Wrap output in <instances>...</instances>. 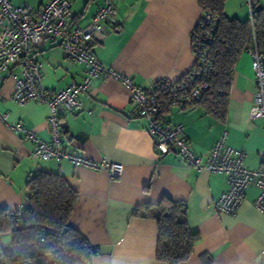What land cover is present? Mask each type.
Listing matches in <instances>:
<instances>
[{
  "label": "crops",
  "instance_id": "1",
  "mask_svg": "<svg viewBox=\"0 0 264 264\" xmlns=\"http://www.w3.org/2000/svg\"><path fill=\"white\" fill-rule=\"evenodd\" d=\"M37 10L44 0H9ZM102 0H72V24L87 25ZM264 8V0H259ZM117 19L103 39L94 41L98 61L129 76L139 86L161 77L180 78L194 64L191 32L202 9L199 0H120ZM225 14L248 19L245 0H226ZM41 63L42 81L49 91L81 80L84 68L70 62L63 48L47 39L33 48ZM12 66L0 83V206L17 212L27 203L28 180L38 169L61 174L78 198L69 225L98 248L90 264H167L156 258L158 239L154 219L132 215L134 208L155 205L162 197L183 202L188 224L199 236L190 257L178 264H264V214L254 206L258 188L246 189L234 215L217 212L214 201L227 190L223 173L186 165L173 148L159 153L139 117L129 89L112 77L93 80L81 95L80 111L58 109L61 147L77 155L123 165L122 175L110 179L103 170L75 166L54 159L32 157L34 142L12 126L19 124L50 141L49 109L45 103L18 104L12 100ZM257 89L251 58L242 52L233 69L225 119L220 121L200 106L171 107L163 124L180 123L192 149L207 162L211 148L226 132V143L244 151V165L261 167L264 119H248ZM5 115V119L1 117ZM10 245L11 235H0Z\"/></svg>",
  "mask_w": 264,
  "mask_h": 264
},
{
  "label": "built area",
  "instance_id": "2",
  "mask_svg": "<svg viewBox=\"0 0 264 264\" xmlns=\"http://www.w3.org/2000/svg\"><path fill=\"white\" fill-rule=\"evenodd\" d=\"M118 1L120 0H102L91 21L85 26H78L71 23L74 18L72 0H44L37 10L29 4L13 5L9 0H0V83L12 66L20 68V75L12 74V100L18 104L45 103L49 109L51 139L41 140L32 130L19 124H14L12 128L23 132L34 142L32 157L36 160L54 159L75 166L103 170L110 179L120 177L123 172L122 164L105 159L94 160L65 151L61 147L58 118L60 107L76 112L82 109L81 95L93 80L112 77L129 89L136 113L147 122L146 131L159 153H166L173 148L189 167L197 171L206 169L225 174L228 188L213 203L217 212L234 215L245 199L246 189L254 185L258 188L254 206L264 214V152L260 157L261 167L249 169L244 165V151L228 145L227 134L223 132L214 142L207 162L203 163L202 157L194 152L190 141L183 135L184 126L180 123L163 124L161 121V116L171 107L185 109L196 105L208 88L207 79L213 72V65L207 45L211 43L217 17L211 11L202 10L191 32L194 64L187 72L176 80L161 77L152 84L139 86L129 76L103 66L92 50L94 41L105 38L107 30L116 24ZM245 3L248 17L252 21L254 7L259 0H245ZM45 39L59 44L70 62L83 66L81 80L57 91H49L44 86L41 63L32 53L34 46ZM246 52L251 58L257 84L248 119H264V56L258 51L255 42ZM1 117L5 119L6 116ZM45 234L46 231L40 229L36 238L43 241ZM0 264H11L1 246Z\"/></svg>",
  "mask_w": 264,
  "mask_h": 264
},
{
  "label": "trees",
  "instance_id": "3",
  "mask_svg": "<svg viewBox=\"0 0 264 264\" xmlns=\"http://www.w3.org/2000/svg\"><path fill=\"white\" fill-rule=\"evenodd\" d=\"M225 2L199 0L201 9L211 11L217 22L207 45L213 72L196 105L220 121L226 116L233 69L240 54L255 42L264 56V8L257 3L252 21L240 20L225 14ZM26 189L27 203L19 211L10 212L0 206V235H11L10 245L0 246L11 264H90L98 248L69 225L78 192L61 174L44 169L34 172ZM132 215L155 220L159 261L178 264L190 257L199 236L188 224L183 202L164 196L155 205L137 206ZM40 229L46 231L43 241L36 238ZM203 260L205 264L210 262V258Z\"/></svg>",
  "mask_w": 264,
  "mask_h": 264
}]
</instances>
